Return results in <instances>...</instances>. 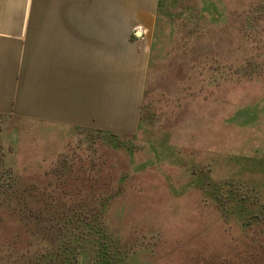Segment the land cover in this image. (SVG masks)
Wrapping results in <instances>:
<instances>
[{"label":"rangeland","instance_id":"obj_1","mask_svg":"<svg viewBox=\"0 0 264 264\" xmlns=\"http://www.w3.org/2000/svg\"><path fill=\"white\" fill-rule=\"evenodd\" d=\"M160 1L136 135L50 147L0 115V264H35L45 216L87 206L102 226L71 264H264V0Z\"/></svg>","mask_w":264,"mask_h":264},{"label":"crops","instance_id":"obj_2","mask_svg":"<svg viewBox=\"0 0 264 264\" xmlns=\"http://www.w3.org/2000/svg\"><path fill=\"white\" fill-rule=\"evenodd\" d=\"M159 4L0 0V115L43 126L50 147L66 129L136 135Z\"/></svg>","mask_w":264,"mask_h":264},{"label":"trees","instance_id":"obj_3","mask_svg":"<svg viewBox=\"0 0 264 264\" xmlns=\"http://www.w3.org/2000/svg\"><path fill=\"white\" fill-rule=\"evenodd\" d=\"M161 7V1L159 8ZM143 119V117H142ZM101 133V132H99ZM104 134V133H102ZM102 207L97 211H90L89 207L67 210L66 215L61 218L43 219L48 225L42 226L43 237L46 239L52 234L51 241L55 242V248L48 253H40L35 264H71L75 250L86 244L88 238L96 234L95 229L102 226L100 215ZM38 216V215H36ZM58 220V221H57Z\"/></svg>","mask_w":264,"mask_h":264},{"label":"built area","instance_id":"obj_4","mask_svg":"<svg viewBox=\"0 0 264 264\" xmlns=\"http://www.w3.org/2000/svg\"><path fill=\"white\" fill-rule=\"evenodd\" d=\"M147 34V31L143 27H136L134 29V36H138L139 38H143Z\"/></svg>","mask_w":264,"mask_h":264}]
</instances>
